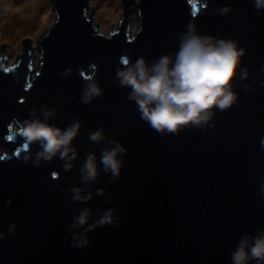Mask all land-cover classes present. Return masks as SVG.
<instances>
[{"label": "water", "instance_id": "1", "mask_svg": "<svg viewBox=\"0 0 264 264\" xmlns=\"http://www.w3.org/2000/svg\"><path fill=\"white\" fill-rule=\"evenodd\" d=\"M53 4L58 20L38 34L40 66L29 39L13 65L0 57V264H233L245 234L264 231V9L254 0H123L113 31L102 30L92 0ZM194 18L199 33L246 49L232 82L238 97L202 125L157 131L117 72L125 57L151 65L174 56ZM91 83L102 91L86 102ZM35 119L63 129L79 121L75 158L38 157L41 142L23 134ZM117 143L126 151L114 176L102 156ZM92 153L98 174L86 180ZM109 209L115 221L96 224Z\"/></svg>", "mask_w": 264, "mask_h": 264}, {"label": "clouds", "instance_id": "2", "mask_svg": "<svg viewBox=\"0 0 264 264\" xmlns=\"http://www.w3.org/2000/svg\"><path fill=\"white\" fill-rule=\"evenodd\" d=\"M257 10L264 9V0H254ZM221 11H231L229 5ZM191 22L187 32L182 34L179 50L172 55H163L155 63L149 65L144 57L129 65L127 57L123 59L126 67L117 72L121 84L130 86L131 99L137 103L141 118L146 120L157 131H178L188 124L202 125L213 115V108L226 109L232 106L238 97L234 90L233 80L237 76L238 67L245 48L239 47V42L229 38H216L212 35L201 34L196 25ZM248 75L247 70L243 76ZM102 89L95 83L89 84L84 99L89 101L99 95ZM50 113L46 112L45 115ZM81 124L79 121L63 129L47 120L35 119L26 122L23 134L27 141H40L42 150L37 154L51 160L57 153L61 158H75L71 147L72 141L78 135ZM103 130L93 132L92 140L103 138ZM264 144V140L261 141ZM27 147V145H26ZM126 151L122 144L106 149L102 162L106 169L111 170L114 176H119L122 161L119 153ZM69 153H72L69 156ZM25 159H28L26 156ZM72 167L67 164L66 168ZM83 171L84 179H94L98 174L96 155H89ZM57 176L53 173V177ZM113 210L109 209L99 221L98 225H106L115 221ZM89 221L85 210L77 218L80 226ZM96 225H92L95 227ZM13 224L10 231H14ZM5 233L0 232V237ZM74 246L83 248L90 243L89 238L73 241ZM264 264V231L258 233L254 239L245 234L232 253L233 264Z\"/></svg>", "mask_w": 264, "mask_h": 264}, {"label": "rangeland", "instance_id": "3", "mask_svg": "<svg viewBox=\"0 0 264 264\" xmlns=\"http://www.w3.org/2000/svg\"><path fill=\"white\" fill-rule=\"evenodd\" d=\"M27 1H37V7L27 13L28 22L20 21L17 17ZM92 4L99 6L102 30L114 31L123 19V0H92ZM57 20L53 0H0V57L10 54L8 65H13L14 57L22 54L29 39L35 45L33 68L36 70L40 66L42 40L38 34L47 33Z\"/></svg>", "mask_w": 264, "mask_h": 264}, {"label": "bare ground", "instance_id": "4", "mask_svg": "<svg viewBox=\"0 0 264 264\" xmlns=\"http://www.w3.org/2000/svg\"><path fill=\"white\" fill-rule=\"evenodd\" d=\"M37 7V1L35 2H31V1H27L26 4L22 7L19 17H17L20 21H25L28 22L30 20V16L29 12H32L33 10H35ZM12 16V15H11ZM39 55H37L36 57H38Z\"/></svg>", "mask_w": 264, "mask_h": 264}, {"label": "snow or ice", "instance_id": "5", "mask_svg": "<svg viewBox=\"0 0 264 264\" xmlns=\"http://www.w3.org/2000/svg\"><path fill=\"white\" fill-rule=\"evenodd\" d=\"M5 71H7V69H5ZM28 87H31V85H28ZM17 155H19V153H17ZM3 158H4L3 156H0V159H3Z\"/></svg>", "mask_w": 264, "mask_h": 264}]
</instances>
